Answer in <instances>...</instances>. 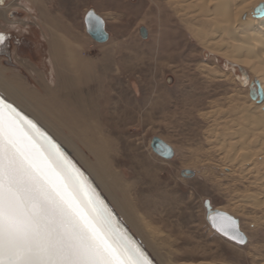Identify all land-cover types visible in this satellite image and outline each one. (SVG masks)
Segmentation results:
<instances>
[{
    "label": "rangeland",
    "instance_id": "374dc122",
    "mask_svg": "<svg viewBox=\"0 0 264 264\" xmlns=\"http://www.w3.org/2000/svg\"><path fill=\"white\" fill-rule=\"evenodd\" d=\"M0 6L5 11L8 8L19 13L14 19L4 17L0 29L36 50L35 54L29 51L26 55L32 58L31 62L15 58L14 66L0 58L1 77L21 93L28 105L79 147L90 166H97L96 158L72 134L62 115L41 101L46 97L45 89L57 90L63 82H69L66 81L69 80V67L58 66L54 59L53 39L59 41L57 51L60 55L63 40L69 45L72 54L69 58L74 54L85 63L99 66L87 77L80 75L82 84L107 83L112 78L103 77L100 72L110 70V74L118 76L115 78H119L120 88L127 89L126 98L133 99L129 109L134 112L131 111V115L123 113L126 105L120 102L122 98L116 97L99 120L103 127L99 138L110 145L113 161L108 165L131 186L130 199L150 225V235L152 231L157 235L152 237L156 238L153 242L161 255L173 264H264V192L251 186L253 179L249 173L235 170L232 174L228 167L219 166L221 147L207 143L215 120L214 111L219 109L223 115L220 113L218 117L223 116V119L232 99L239 97L240 101L249 103L257 100L254 84L257 77L251 69L242 65L238 72L225 68L224 62L236 65L233 60L201 46L186 31L184 37L177 38L178 41L172 39L177 29L171 26L167 17L156 12L155 7L148 5L147 0H5ZM90 9L106 22L109 40L104 44L96 43L86 33L84 17ZM45 12L53 20L48 31L41 20V14ZM10 20L17 23H8ZM142 28L148 33L147 39L141 37ZM170 46L180 50L164 51ZM201 66L221 71L227 78L209 79ZM241 75L247 77V86L238 79ZM254 86L256 99L251 95ZM115 104L121 106L118 114ZM155 137L173 148L174 159H163L152 151L151 141ZM98 141L92 140V145H100V142L96 144ZM111 146H114L113 151ZM258 166L262 172V164ZM116 195L121 197L119 192ZM107 199L121 216L115 203L109 197ZM207 200L213 208L240 221L241 231L248 238L246 245H238L210 227L204 206ZM134 234L142 243L146 242L145 232L141 237ZM191 254L194 258L186 259Z\"/></svg>",
    "mask_w": 264,
    "mask_h": 264
},
{
    "label": "bare ground",
    "instance_id": "6f19581e",
    "mask_svg": "<svg viewBox=\"0 0 264 264\" xmlns=\"http://www.w3.org/2000/svg\"><path fill=\"white\" fill-rule=\"evenodd\" d=\"M147 3L155 7L156 12H159L162 17L164 15L163 18L167 17L171 22V26L177 29L178 33L176 30L175 32L178 36L175 34L176 37L173 35L172 39L178 41L177 38L180 37L179 39H181L184 37L186 31L188 34L193 35L201 46L233 60V64L236 66L232 65L230 67L232 71L236 72L239 70L238 67L242 65L251 69L256 75L257 79L254 81V84L258 92L257 100L249 103L240 101L241 99L239 97L235 98V100L232 99L233 102L230 101L231 105L227 109V115L225 114V118L223 119V116L221 118L218 117L221 113L219 109L214 111L213 114L216 117L213 115L215 120L213 121V125H211V130H209L211 134H208L207 143L210 144L213 142L215 145L221 147V150H219L222 156H220L221 161L219 162V166L223 165L226 168L228 167L227 169L232 174H234L235 170L242 174L249 173L253 179L250 183L251 186L255 188L259 187L264 192V170L260 172L261 168L259 170L258 166L262 164L264 168V95H261V92L264 91V18H259L254 15V10L258 5L264 4V0H147ZM9 10L6 8L5 11V8L3 9L0 6V14H4L0 15V17L7 18L6 15L10 12ZM41 15L42 23L48 31L53 26L51 15L46 12ZM8 23L16 24L14 21ZM58 42L56 38L52 41L54 59H56L58 66L64 64L69 67V80L66 79L69 82H63L57 90L45 89L46 97L41 101L47 103L62 115L69 124L72 134L96 158V167L90 166L83 151L70 139L64 137L56 127L46 121L41 113L28 105L21 96V93L0 75V90L3 96L16 103L22 110L34 116L37 119V123L43 126L47 132L60 142L73 158L86 169L97 186L115 203L122 218L138 236L141 237L145 232L147 240L143 245L153 253L159 264H173L160 254L159 248L154 244L155 242L153 241L156 238L152 236L155 235L157 237V235L153 234V231L152 235H150V225H147L145 219L141 217L142 215L139 213L133 201H131V186L125 184V181L109 167V161H113V154H111L113 152H110V145L105 140L99 138V135L103 134V127L100 125L99 120H102L104 114L107 113L106 110L110 109V103L116 97L118 99L122 98L120 102L126 105L123 113L131 115V111L132 113L134 111L133 109L130 110L129 106L133 104V99L126 98L128 95L127 89L120 88V80L119 78H115L118 76H113L109 73L110 67H108L109 71L107 70V73L104 71L100 72L103 77L112 78L109 82H100L96 86L86 85L85 82L82 84L80 77L83 75L87 77L88 73L96 71L99 69V66L85 63L78 59L77 56H74V54L69 58L72 54L70 53L68 43H65L63 40L60 44V51H62L60 55V52L57 51L59 47ZM177 49H179L177 46H170L165 47L164 51H175ZM176 56L179 55L177 54ZM221 65H223V62ZM201 71L209 79L223 80L227 78L223 72L215 71V69H210L208 66H203ZM111 90L112 92L115 91V94L110 93L109 91ZM251 95L256 99L254 91L251 92ZM93 96H96V98H93ZM114 109L118 114L121 111V106L115 104ZM95 139L99 140L96 144L100 142V145H92V140ZM192 154L197 155V153ZM212 156L214 157V155ZM260 160H262V163H259ZM113 188L119 192L121 197H117V192ZM248 196L250 195L248 194ZM193 258L194 256L192 254L186 257V259ZM197 264L219 263L200 262Z\"/></svg>",
    "mask_w": 264,
    "mask_h": 264
},
{
    "label": "snow or ice",
    "instance_id": "6c2138e0",
    "mask_svg": "<svg viewBox=\"0 0 264 264\" xmlns=\"http://www.w3.org/2000/svg\"><path fill=\"white\" fill-rule=\"evenodd\" d=\"M254 15L264 18V4ZM87 20L102 30L95 12H89ZM11 39L0 32V52L8 54L6 42ZM224 67L232 66L224 62ZM240 80L247 86L246 76ZM207 207L216 231L237 244L247 243L239 221L213 213L210 203ZM0 264H154L61 145L3 95Z\"/></svg>",
    "mask_w": 264,
    "mask_h": 264
},
{
    "label": "water",
    "instance_id": "95a60500",
    "mask_svg": "<svg viewBox=\"0 0 264 264\" xmlns=\"http://www.w3.org/2000/svg\"><path fill=\"white\" fill-rule=\"evenodd\" d=\"M89 12H95L97 14V16L99 18H101L102 20V30H101V26L97 25L94 21L89 24L88 20H87V15ZM84 23H85V29H86V33L91 37V39L93 41H95L98 44H104L106 42H108L109 40V33L107 32V27H106V22L105 20L94 10V9H90L85 17H84ZM140 34L141 37L143 39H147L148 38V33L147 31L142 28L140 30ZM169 83H172L171 79L168 80ZM0 95H2L0 93ZM29 116V115H28ZM30 117V116H29ZM31 118V117H30ZM33 119V118H32ZM34 120V119H33ZM38 124V123H37ZM39 125V124H38ZM40 126V125H39ZM41 127V126H40ZM43 128V127H42ZM44 129V128H43ZM45 130V129H44ZM46 131V130H45ZM49 133V132H48ZM50 134V133H49ZM51 135V134H50ZM52 136V135H51ZM53 137V136H52ZM54 138V137H53ZM55 139V138H54ZM56 140V139H55ZM57 143H59L56 140ZM60 144V143H59ZM61 145V144H60ZM61 147L63 148V150L66 152V154L69 156V158L73 161V163L84 173V175L87 177V179L90 181L91 185L95 188L96 192L99 194V196L104 200V202L113 210L115 216L119 219L120 223L125 226L129 232V234L131 235V237L139 242L140 244L143 245V243L140 241V239L134 234V232L130 229V227L125 223V221L121 218V216L118 214V212L115 210V208L113 207V205L110 203V201L107 199V197L105 196V194L101 191V189L97 186V184L94 182V180L91 178V176L87 173V171L73 158V156L61 145ZM151 149L152 151L159 157L166 159V160H172L175 157V152L173 150V148L167 144L166 142H164L163 140H161L160 138H153L151 141ZM174 153V155H173ZM211 202L209 200L205 201L204 206L206 208V219L207 222L209 223L210 227L217 232L219 235H221L222 237L228 239L226 236L222 235L220 232L216 231V229L210 224L209 219H208V214H209V208L207 207V205ZM211 211L213 213H222V214H226L227 216H231L232 215L215 209L213 208V206L211 205ZM234 219H236L237 221H239L237 218L233 217ZM240 224V221H239ZM241 229V228H240ZM245 235V234H244ZM246 236V235H245ZM230 240V239H228ZM231 241V240H230ZM234 242V241H232ZM247 242H248V238H247ZM235 243V242H234ZM237 244V243H236ZM247 244V243H246ZM246 244H238V245H246ZM144 249L146 250V252L148 253V255L151 257V259L154 261V264H158L155 259L153 258V256L149 253V251L146 249V247L143 245Z\"/></svg>",
    "mask_w": 264,
    "mask_h": 264
},
{
    "label": "flooded vegetation",
    "instance_id": "af4514ba",
    "mask_svg": "<svg viewBox=\"0 0 264 264\" xmlns=\"http://www.w3.org/2000/svg\"><path fill=\"white\" fill-rule=\"evenodd\" d=\"M17 15H19V13L17 11L11 10L10 12H8V14L6 16H8L10 19H14V18L18 17ZM3 20H5V19L0 17V21H3ZM0 32H4L6 34H9L6 31L1 30V29H0ZM13 37L10 41L6 42L8 54H6L5 52H0V58L3 59L4 63H6L8 65H12V66L16 65V62L14 60L15 58L31 62L32 58L31 57L27 58L26 55L28 54L29 51L32 53L34 52V54H35V51H36L35 47H33L31 45H27V43L25 41L16 39L17 37L15 38V36H13ZM28 56H30V55H28Z\"/></svg>",
    "mask_w": 264,
    "mask_h": 264
}]
</instances>
